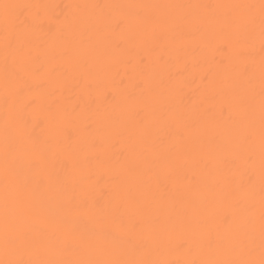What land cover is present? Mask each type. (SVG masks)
<instances>
[{"label": "bare ground", "instance_id": "6f19581e", "mask_svg": "<svg viewBox=\"0 0 264 264\" xmlns=\"http://www.w3.org/2000/svg\"><path fill=\"white\" fill-rule=\"evenodd\" d=\"M264 0H0V264H260Z\"/></svg>", "mask_w": 264, "mask_h": 264}, {"label": "snow or ice", "instance_id": "6c2138e0", "mask_svg": "<svg viewBox=\"0 0 264 264\" xmlns=\"http://www.w3.org/2000/svg\"><path fill=\"white\" fill-rule=\"evenodd\" d=\"M260 264H264V260H262V261L260 262Z\"/></svg>", "mask_w": 264, "mask_h": 264}]
</instances>
